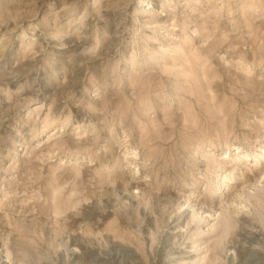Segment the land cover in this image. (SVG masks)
I'll list each match as a JSON object with an SVG mask.
<instances>
[{
	"label": "rangeland",
	"instance_id": "rangeland-1",
	"mask_svg": "<svg viewBox=\"0 0 264 264\" xmlns=\"http://www.w3.org/2000/svg\"><path fill=\"white\" fill-rule=\"evenodd\" d=\"M65 1L0 0V264H264V0Z\"/></svg>",
	"mask_w": 264,
	"mask_h": 264
},
{
	"label": "bare ground",
	"instance_id": "bare-ground-1",
	"mask_svg": "<svg viewBox=\"0 0 264 264\" xmlns=\"http://www.w3.org/2000/svg\"><path fill=\"white\" fill-rule=\"evenodd\" d=\"M102 0H66L65 1V7H67L68 5L69 6H77V5H79V4H81V3H83V2H85L86 3V5L87 6H90V7H92L93 5H94V8H95V6L97 5L98 6V8L100 9V8H102V7H104V6H106V4H103L104 2L105 3H108V4H110V6H111V4L112 3H115V2H117L118 0H103L104 2L102 3L101 2ZM44 3V2H43ZM103 4V5H102ZM107 6H109V5H107ZM93 8V9H94ZM92 9V10H93ZM97 10V9H96ZM95 11V10H94ZM37 14H39L40 13V11H38V12H36ZM36 14V15H37ZM22 17V16H21ZM25 19H24V17L22 18V19H20V23H23V21H24ZM9 22V21H8ZM7 22V23H8ZM13 22V21H12ZM18 22V21H17ZM6 23V22H5ZM10 24V23H9ZM9 24H6V27L5 28H7L8 30L10 29V27L8 26ZM13 25V27H14V29L15 28H17V26H18V24L15 22L14 24H12ZM14 29H12V30H14ZM11 30V29H10ZM9 30V31H10ZM11 32V31H10ZM74 46H76L77 48H80V47H82L80 44L78 45V44H75ZM246 233V232H245ZM239 242L241 243L240 244V250H239V254H240V256H243V254L246 252V253H248V252H253V250H249V248H247L246 246L247 245H249V246H252V245H254V244H260V242H261V235H259V234H256V233H252V232H248V233H246V234H244V233H242V234H240L239 235ZM0 260H1V258H0Z\"/></svg>",
	"mask_w": 264,
	"mask_h": 264
}]
</instances>
